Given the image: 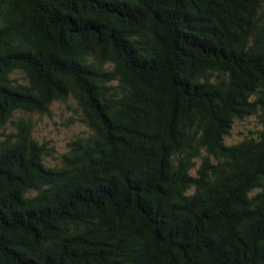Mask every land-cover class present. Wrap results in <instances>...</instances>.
Masks as SVG:
<instances>
[{"label": "trees", "instance_id": "1", "mask_svg": "<svg viewBox=\"0 0 264 264\" xmlns=\"http://www.w3.org/2000/svg\"><path fill=\"white\" fill-rule=\"evenodd\" d=\"M69 98L59 166L0 142V264H264V0H0V128Z\"/></svg>", "mask_w": 264, "mask_h": 264}, {"label": "rangeland", "instance_id": "2", "mask_svg": "<svg viewBox=\"0 0 264 264\" xmlns=\"http://www.w3.org/2000/svg\"><path fill=\"white\" fill-rule=\"evenodd\" d=\"M13 78L18 83H24L23 76L15 73ZM22 119L31 126V136L39 144L44 145L49 155L43 158V162L49 167L60 165L62 156L70 152V143L76 139H85L92 133L81 122L82 115L76 102L69 98L65 102H53L44 114L15 112L11 122L0 128V142L17 131L13 124ZM261 130V124L256 116H250L241 120H234L229 135L224 142L227 145L237 144L246 137Z\"/></svg>", "mask_w": 264, "mask_h": 264}]
</instances>
